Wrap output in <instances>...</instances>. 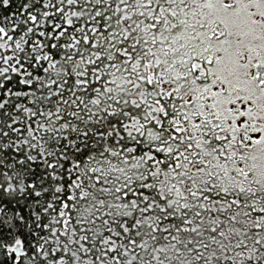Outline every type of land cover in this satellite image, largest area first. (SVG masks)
Returning a JSON list of instances; mask_svg holds the SVG:
<instances>
[{
  "label": "snow or ice",
  "instance_id": "snow-or-ice-1",
  "mask_svg": "<svg viewBox=\"0 0 264 264\" xmlns=\"http://www.w3.org/2000/svg\"><path fill=\"white\" fill-rule=\"evenodd\" d=\"M0 264H264V0H0Z\"/></svg>",
  "mask_w": 264,
  "mask_h": 264
}]
</instances>
